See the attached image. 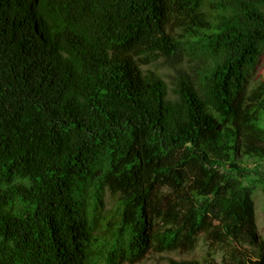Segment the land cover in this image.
<instances>
[{
    "label": "trees",
    "instance_id": "16d2710c",
    "mask_svg": "<svg viewBox=\"0 0 264 264\" xmlns=\"http://www.w3.org/2000/svg\"><path fill=\"white\" fill-rule=\"evenodd\" d=\"M263 57L264 0H0V264H264Z\"/></svg>",
    "mask_w": 264,
    "mask_h": 264
},
{
    "label": "rangeland",
    "instance_id": "374dc122",
    "mask_svg": "<svg viewBox=\"0 0 264 264\" xmlns=\"http://www.w3.org/2000/svg\"><path fill=\"white\" fill-rule=\"evenodd\" d=\"M144 72L147 70H153L159 74L167 83L169 89L171 88V75H173V69L163 60L159 59L155 63L149 66H143ZM262 78H264V57L260 61L257 69L250 78L249 87L252 89ZM170 92V91H169ZM249 165L252 167L254 161L250 162ZM109 200V197H107ZM255 211H256V225L258 235L264 240V189L259 185L254 196ZM206 244L203 238L197 243V246L189 252L170 251L165 253H152L144 261L139 264H182L185 261L200 260L206 262ZM217 262H221V254L218 255Z\"/></svg>",
    "mask_w": 264,
    "mask_h": 264
}]
</instances>
